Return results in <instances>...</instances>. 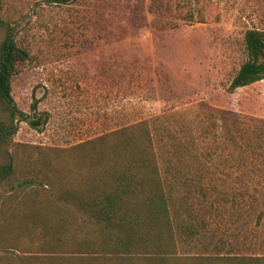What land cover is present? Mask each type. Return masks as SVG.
I'll use <instances>...</instances> for the list:
<instances>
[{"label": "rangeland", "instance_id": "obj_1", "mask_svg": "<svg viewBox=\"0 0 264 264\" xmlns=\"http://www.w3.org/2000/svg\"><path fill=\"white\" fill-rule=\"evenodd\" d=\"M0 17L30 54L13 98L40 123L21 122L15 138L18 171L0 194V264H152L74 257L68 240L55 246L59 184L26 185L68 165L73 147L143 120L169 152L189 141L223 185L226 200L210 198L224 205L217 228L209 219L211 253L218 243L222 255L232 245L263 253L264 81L229 89L246 33L264 31V0H0Z\"/></svg>", "mask_w": 264, "mask_h": 264}, {"label": "trees", "instance_id": "obj_2", "mask_svg": "<svg viewBox=\"0 0 264 264\" xmlns=\"http://www.w3.org/2000/svg\"><path fill=\"white\" fill-rule=\"evenodd\" d=\"M244 44L246 60L232 80V92L264 81V31H248ZM29 59L13 27L0 17V194L18 171L14 152L20 123L40 126L20 112L12 94L18 67ZM156 132L152 121L143 120L87 141L69 150L72 160L63 169L37 171L42 177L26 183L33 184L32 192L46 190L52 177L59 184L52 198L56 210L49 214L58 231L55 246L68 240L67 252L80 258L264 264V249L243 256L232 245L222 255L225 246L218 243L217 254L211 253L213 241L206 238L216 236L212 226H219L226 191L214 184L209 164L198 162L189 141L179 140L169 152ZM214 194L223 198L219 206L210 199ZM34 218L40 222L44 216Z\"/></svg>", "mask_w": 264, "mask_h": 264}]
</instances>
